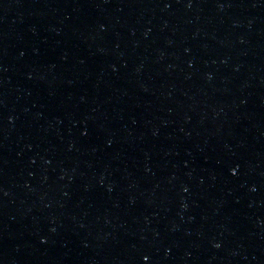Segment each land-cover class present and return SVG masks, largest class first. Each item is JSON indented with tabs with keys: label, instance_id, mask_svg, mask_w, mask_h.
I'll return each mask as SVG.
<instances>
[{
	"label": "water",
	"instance_id": "1",
	"mask_svg": "<svg viewBox=\"0 0 264 264\" xmlns=\"http://www.w3.org/2000/svg\"><path fill=\"white\" fill-rule=\"evenodd\" d=\"M0 264H264V0H0Z\"/></svg>",
	"mask_w": 264,
	"mask_h": 264
},
{
	"label": "snow or ice",
	"instance_id": "2",
	"mask_svg": "<svg viewBox=\"0 0 264 264\" xmlns=\"http://www.w3.org/2000/svg\"><path fill=\"white\" fill-rule=\"evenodd\" d=\"M232 171H233V172H235V171H236V169H235V168H233V169H232ZM217 246H219V245H217ZM143 259H144L145 261H147V260L149 259V257H148V256H144V257H143Z\"/></svg>",
	"mask_w": 264,
	"mask_h": 264
}]
</instances>
